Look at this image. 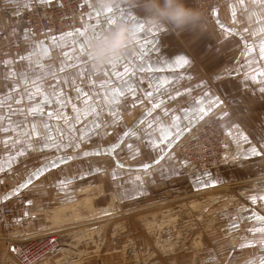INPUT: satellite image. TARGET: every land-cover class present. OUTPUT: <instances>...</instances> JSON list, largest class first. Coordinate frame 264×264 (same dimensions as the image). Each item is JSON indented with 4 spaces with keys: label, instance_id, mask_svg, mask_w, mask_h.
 I'll return each instance as SVG.
<instances>
[{
    "label": "crops",
    "instance_id": "0c3cea01",
    "mask_svg": "<svg viewBox=\"0 0 264 264\" xmlns=\"http://www.w3.org/2000/svg\"><path fill=\"white\" fill-rule=\"evenodd\" d=\"M82 1L89 7V21L84 29L49 40H36L28 26L27 13L32 8L52 6L55 0H0V34H12L27 44L18 60L0 63V183L5 198L29 196L27 207L32 233L53 227L49 220L51 213L48 212L70 200L75 201L80 198L79 194L89 196L91 193L96 203L104 199L109 201L108 205L113 202L116 189L111 176L114 172L112 163L98 166L99 173L104 171L101 175L105 180L95 184H80L76 179L74 163L79 158L55 167H51V164L55 159L69 156L82 159L103 153L100 146L76 151L77 147L73 144H60L65 123L73 125V130L81 124H103L105 121H97V117L114 116L112 109L118 107L119 103H131L126 101L130 93H142L137 97L136 105L145 107L147 104L148 107L138 114L134 125L136 131L130 134L127 130L121 134V145L129 137H138L142 148H148L154 156L165 157L164 163L177 169L176 175H180L185 185L182 192L175 193L173 190L171 195L168 191L162 197L164 192L154 185L140 184L136 197L139 198L141 188L145 202L138 207L122 210L147 207L180 193L188 195L210 188L194 189L193 177L210 174L218 180V171L222 167L235 163L243 166L246 162H264V52L261 51L264 47V0H214L209 11L201 10L192 0H184L186 6L203 13V21L197 29L179 35L151 28L144 19L140 0H113V5L106 10H97L95 0ZM108 16L114 18L115 22L111 25H107ZM120 22L134 30L136 39L133 49L118 57L121 61L115 68L112 65L118 58L103 73L93 72L89 66L91 41L99 32ZM139 24L145 26L143 31L136 27ZM56 50L62 53L61 59L67 64L59 71L52 70L57 67V62H54ZM182 58L188 63H178ZM33 61L35 66L31 70L8 65L12 63L19 66ZM51 61L55 64L48 63ZM49 66L53 67L50 69ZM28 72L31 75L46 74L52 78L49 84L37 83L42 79L29 80ZM81 91L88 94L89 101H84L88 102L85 107L93 109L88 119L80 111ZM87 91H91V94ZM103 107H106L107 112H104ZM96 109L98 113H95ZM211 117H218L226 137L223 166L219 170H201L194 167L180 150L190 140L195 128ZM50 125L52 131L49 130ZM88 133L85 138L94 135L93 139L97 140V134ZM72 147L73 154L69 153ZM253 148L256 153L252 152ZM109 149H104V155L109 157L120 150ZM38 155L43 156V164L37 160ZM121 163V167L128 165L126 162L123 164V161ZM19 167L21 171L26 168L32 170L31 177L24 178L21 173H16L15 169L17 171ZM42 167L47 170L46 174L34 178L36 176L33 174ZM95 168L96 165L93 170ZM54 172L57 173L55 180L45 179L48 173ZM259 172L253 176L227 180L220 185L264 175ZM26 182L27 186L24 187ZM260 183H264V179L248 184L258 186ZM51 188L59 190L50 192ZM128 193L131 191L121 186L116 192L118 201H114L115 205L135 200H130ZM55 202L58 206L54 205ZM249 224L252 227L249 226L245 231L246 235L249 234V250L255 249L259 254L246 256L239 252L237 255L244 256L242 264H264V213L256 208L250 209ZM111 226L101 230V235L106 239L100 250H94L95 245L90 241L75 249L77 253L70 256L67 262H137L136 257L126 255L127 242L115 246L116 241L129 237L125 232L127 228L122 230V236H118ZM132 232L137 241L139 236ZM63 241V248L70 247L71 235L66 234ZM138 246L135 251H138ZM63 248L44 258L40 264H57ZM8 252L0 250V264H16Z\"/></svg>",
    "mask_w": 264,
    "mask_h": 264
},
{
    "label": "rangeland",
    "instance_id": "374dc122",
    "mask_svg": "<svg viewBox=\"0 0 264 264\" xmlns=\"http://www.w3.org/2000/svg\"><path fill=\"white\" fill-rule=\"evenodd\" d=\"M77 32V31H75ZM54 62H57V67L52 69L54 71L56 70H62L67 65L66 62H64L62 58V53L58 50L55 52ZM53 61L48 62L55 64ZM47 63V64H48ZM35 62H30L29 64L23 65V63L19 66L8 63L9 67H18V68H34L33 65ZM53 66H49L51 69ZM58 70V71H59ZM53 73V72H52ZM27 78L29 80H39L42 79V81L37 83L44 82L45 84H49L51 76H47L46 74L42 76L40 74L31 75L29 72ZM30 83V82H28ZM70 83L72 84V81L70 80ZM145 83L146 80H145ZM89 88L88 86H84ZM90 89V88H89ZM89 94H91V91H87ZM86 92L81 91V114H84L85 119H88L89 115L93 112V109L87 108L88 102V94L86 93V96L84 97ZM102 93V92H101ZM151 93V92H150ZM149 93V94H150ZM142 93H130V98L126 99V101L131 103H125L121 102L118 107H115V109H112L114 116H98L97 121H105V123H90L87 124H81L79 127H76L74 130L73 125L70 123H65L64 128V135L63 138L60 141V144H73V146L77 147V150H86L88 148H99V146L102 148L103 153H98L91 155V157L86 158H80L79 156H69L64 159H55L56 165L64 162L68 163L72 160H75L76 158H79L80 160L76 161L74 163V173L76 176V179L79 180L80 184L89 182L92 184L100 183V180H105V177L102 174H104V171L98 172V166L102 165L101 163L105 164H111L113 166V173L111 174L113 179V187L114 189H119L121 186H125L127 189H129L132 193H128L130 200L135 199L132 201H126L123 204H120L118 208L120 210L122 209H131L138 207L139 204H142L145 202L146 198L141 195V192L139 193V198L137 199L136 193H133V188L135 187V184L139 182L141 185H154L158 190H160L164 194L162 197L166 196V192L169 191V194H173L175 190V193L182 192L183 186L185 185L180 180V175L177 174V169L175 167H168L167 164L164 163L165 157H161V155H155L151 150H148V148H142L140 141L138 137L132 136L126 139L123 144L121 145V134L126 132L127 130L130 131V134L135 132V124L137 120V116L139 113H141V110L145 107L137 106V97L140 96ZM148 94V93H144ZM83 95V96H82ZM91 96V95H90ZM146 98V97H145ZM160 99V98H158ZM152 100V99H149ZM150 105V104H149ZM148 107V106H147ZM106 107H103L104 112H107ZM95 110V109H94ZM79 111V112H80ZM99 110L96 109L95 113H98ZM69 114V113H68ZM108 114V113H107ZM218 118V117H215ZM121 121H120V120ZM219 120V119H218ZM49 130L52 131L51 125L49 126ZM90 132L95 133L98 135L97 140L93 139L94 135L91 136L89 139L85 138L86 135H88ZM81 133V136H80ZM104 137H108L107 140L104 139ZM64 142V143H63ZM101 144V145H100ZM66 146V145H65ZM110 148L111 151H117L116 155H111V157L104 155V149ZM72 152L69 151V153H74L73 147ZM182 152V150H180ZM183 153V152H182ZM82 154V153H81ZM70 155V154H69ZM84 156V155H82ZM81 156V157H82ZM37 160L40 161L41 164L44 163L43 156L38 155L36 156ZM115 161V162H114ZM123 161L126 162L128 165H124V167H121ZM116 164V166H115ZM154 164V165H153ZM96 165L95 170H93V166ZM103 166V165H102ZM68 167V166H67ZM175 171H173V170ZM79 170V171H78ZM143 170V172L141 171ZM23 171V172H22ZM20 170V167L15 169L16 173H21L22 177L30 178L32 174V170L28 171V168ZM46 171H43L41 175H45ZM93 171H97L98 173H92ZM161 171L160 173H158ZM262 172L264 173V162L258 161L254 163H248L241 166V163L238 164H231L229 166L222 167L220 169L219 178L214 179L212 175H200L198 177H193L192 179V187L194 189H200L205 186L211 187L220 185L223 182L227 180L237 179V178H244L247 176H253L256 174V172ZM259 172V173H260ZM179 173V171H178ZM257 173V174H259ZM56 172L54 173H48L45 179L47 180H55L56 179ZM70 173H67L69 175ZM101 176H100V175ZM66 175V177H67ZM30 176V177H29ZM33 177V176H32ZM166 177V179H164ZM23 178V179H24ZM34 178H37L34 177ZM74 178V177H73ZM72 178V179H73ZM102 178V179H101ZM22 179V178H21ZM256 185L251 184H242L238 186H234L230 189L231 194L233 197L240 199L242 206L237 210L234 207H229L223 211L218 212L216 215L220 220H224L225 223H223L219 228L216 230H211L207 233L198 234L196 232H193L191 229L193 227L192 219H190V222L188 223V214H182L180 218V222L177 224V227H175L172 232L170 231V235H163L164 240H169L172 238V240L176 241L179 232L182 233L184 236L188 237V234L191 238H189V241L185 242L183 241L180 244V250L181 251H174V252H167L166 255H162V252H159V248H157V238L155 232L151 233L146 230L145 222L141 219H138L139 215L138 213L132 214L126 218H121L115 222H121L120 226L124 227L127 226L128 231H133L135 235L139 236L137 240V244L139 245L138 251H135V248H128L126 255L136 257L137 262L133 264H232V260L237 256L239 252H243L246 256L249 254H259V252H256L255 249L250 251V247L248 245V239L249 234L246 235L245 231L248 229L249 226V214L250 209L256 208L258 211L264 213V183H260ZM155 188V189H156ZM59 189L51 188L50 192L55 191L57 192ZM188 196L187 194H178L169 198L173 197H184ZM4 197H5V191H4ZM27 199H29V196H26ZM76 197V196H75ZM78 197H88L87 194H79ZM80 198H70L78 200ZM67 200V198L65 199ZM74 201V200H73ZM73 201H68L66 203H70ZM108 200H98L97 207L106 206L108 205ZM235 200L233 201V203ZM236 204V203H235ZM234 204V205H235ZM55 206H58V204L55 202ZM150 209L145 212H149ZM179 209L176 208L175 212H178ZM239 213H236V212ZM172 214V211H171ZM162 217H159L161 219ZM182 220H184L182 222ZM200 222V221H199ZM254 223V220L252 221ZM252 223V224H253ZM112 228V227H111ZM202 229V227H200ZM178 231V232H177ZM219 231V233H218ZM218 236H217V235ZM226 234V235H225ZM233 236H237L238 238H241L240 243H238V246L234 247L231 244V241H233ZM128 237H124L121 241H116V244H124L127 242ZM121 239V238H119ZM188 239V238H187ZM191 239V242H190ZM225 239V240H224ZM229 241V242H228ZM190 243V244H189ZM189 244V245H188ZM254 245V244H253ZM254 247V246H253ZM137 248V247H136ZM257 248V247H256ZM9 251L8 253L13 257V259L16 261V257L11 252V249L9 247V244L7 242H0V250L2 251ZM123 251V248H122ZM258 251V248H257ZM251 252V253H250ZM117 253H114L115 255ZM261 254V252H260ZM123 255V254H121ZM248 255V256H249Z\"/></svg>",
    "mask_w": 264,
    "mask_h": 264
},
{
    "label": "built area",
    "instance_id": "2783aa9c",
    "mask_svg": "<svg viewBox=\"0 0 264 264\" xmlns=\"http://www.w3.org/2000/svg\"><path fill=\"white\" fill-rule=\"evenodd\" d=\"M192 1L203 11H209L214 4V0ZM27 20L34 39L49 40L84 29L89 7L82 0H55L52 6L30 9ZM26 47L12 34H0V63L18 60ZM225 138L218 119L211 117L195 128L181 150L198 169H216L223 164ZM27 205L26 195L5 198L0 183V240L9 244L16 264H40L63 248L64 236L53 229L32 233Z\"/></svg>",
    "mask_w": 264,
    "mask_h": 264
},
{
    "label": "bare ground",
    "instance_id": "6f19581e",
    "mask_svg": "<svg viewBox=\"0 0 264 264\" xmlns=\"http://www.w3.org/2000/svg\"><path fill=\"white\" fill-rule=\"evenodd\" d=\"M193 166L196 167L195 165ZM222 166L223 164L212 170H219ZM218 172H220V170ZM258 179H264V175H260L258 178L252 177L237 180L235 183H230L228 185H219L216 187L202 189L190 193L188 196L167 199L147 207L133 210H120L118 208L119 205H115L114 201H118V196L116 194V192H118L117 189L114 193L113 202H111L108 207H97L95 197L93 195L91 196V193L87 198H80L76 201L62 204L55 209L53 208L54 210L48 212L51 213L49 215V220L53 224V227H50V229L59 231L63 236L66 234L71 235V242L69 244L66 242L70 245V247L62 249V256L58 258L57 264H69L70 262L67 261L70 260V256L77 253L75 249L90 241H92L95 245L94 250H100L101 246L105 244L106 239L105 236L103 237L101 235V230L104 227L112 225L111 227L114 229L116 235L122 236V230L127 228V226L124 225V227H122L120 226L121 222L115 223L114 221H117L119 218H126L136 213L140 214L138 219H141L144 223L147 222L145 223L146 230L151 233L155 232L158 236L157 248H159V252H162V255L167 256V252H174L176 250L181 251L180 244L183 241H189V238H191L189 234L188 237H186V235L184 236L179 232V236L176 241L172 240V238L166 241L163 239V235H170V231L172 232V230L177 227V224L180 222L179 217L182 214H188V223L190 222V219H192L193 227L191 229L193 232H196L197 235L201 234V232L205 235V233L211 230L220 229L219 227L225 222L216 216L218 212L225 210L228 205L229 207H234L237 210H239V208H241L240 206H242L241 200L233 197L230 189L236 185L251 183ZM138 187H140L139 182H137L133 188L134 194L136 193ZM139 192H141V188H139ZM234 200L235 202L233 203ZM155 208L156 210L145 212ZM176 208L179 209L178 212H175ZM159 217L162 218L159 219ZM183 221L184 220H182V222ZM246 226L252 227L251 224H247ZM200 227H202V229ZM125 232L126 235L129 236L127 238V247L125 250L128 248H136L138 246L137 241L132 236L131 231ZM232 239L233 241H231V244L234 247L238 246V243L242 242L241 238H238L237 236H233ZM0 242L5 241L0 240ZM244 260V256L237 255L232 260V264H242Z\"/></svg>",
    "mask_w": 264,
    "mask_h": 264
},
{
    "label": "clouds",
    "instance_id": "9594fccd",
    "mask_svg": "<svg viewBox=\"0 0 264 264\" xmlns=\"http://www.w3.org/2000/svg\"><path fill=\"white\" fill-rule=\"evenodd\" d=\"M113 0H95L97 10H106ZM147 24L177 35L197 29L203 21V13L186 6L184 0H140ZM134 30L126 23L99 32L91 41L89 66L95 73H103L118 57L131 51L135 45Z\"/></svg>",
    "mask_w": 264,
    "mask_h": 264
},
{
    "label": "snow or ice",
    "instance_id": "6c2138e0",
    "mask_svg": "<svg viewBox=\"0 0 264 264\" xmlns=\"http://www.w3.org/2000/svg\"><path fill=\"white\" fill-rule=\"evenodd\" d=\"M114 22H115V21H114V18H113V17H111V16H108V17H107V25H111V24H113ZM97 26H99L98 23H97ZM136 27H138L141 31H143L144 28H145V26H144L143 24H139V25L136 26ZM261 51L264 52V47L261 48ZM141 55H143L142 52H141ZM120 61H121V60H120L119 58H118L116 61H114L113 65H112V68H115V67L117 66V64H118ZM178 63L186 64V63H188V61L182 58L180 61H178ZM165 135H167V133H165ZM163 138H164V137H162V139H163ZM252 152H253V153H256V149L253 148V149H252ZM55 166H56V162L53 161L52 164H51V167H55ZM45 170H46L45 167H42V168H40V169H37L36 172H35L33 175H34V176H39V175L42 174V172L45 171ZM26 186H27V182H26V184L24 185V187H26Z\"/></svg>",
    "mask_w": 264,
    "mask_h": 264
}]
</instances>
